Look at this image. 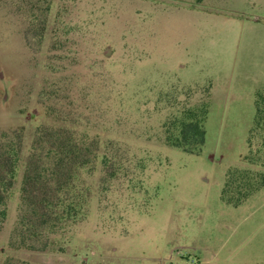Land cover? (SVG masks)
<instances>
[{"label":"rangeland","instance_id":"1","mask_svg":"<svg viewBox=\"0 0 264 264\" xmlns=\"http://www.w3.org/2000/svg\"><path fill=\"white\" fill-rule=\"evenodd\" d=\"M202 107V147L173 146ZM15 131L0 264H264V0H0V136ZM68 139L82 157L27 184L32 218V154ZM75 194L74 222L43 217Z\"/></svg>","mask_w":264,"mask_h":264},{"label":"trees","instance_id":"2","mask_svg":"<svg viewBox=\"0 0 264 264\" xmlns=\"http://www.w3.org/2000/svg\"><path fill=\"white\" fill-rule=\"evenodd\" d=\"M195 109H188L184 112L183 118L176 119L177 122H174L180 130L177 136L171 138V143L173 146L187 151H192L193 149L200 148L205 142V123L209 114V107L200 108V115L197 117ZM43 131L39 133L40 139L43 138ZM20 137L18 132L13 133H3L0 136V231L3 224L8 219L9 211V202L12 199L13 192L15 189V181L18 177V168L21 162V148L18 141ZM76 140L68 139L65 144L48 146L42 150L38 156L32 154L29 168L24 174L23 184L21 186V202L19 203L18 208L20 210L23 208L25 202H30V209L32 208L29 215L33 217L39 216L41 213L40 206L37 201H34L33 198L27 197L24 193L26 192L27 184L35 179H44L48 177H56L59 172L64 169L66 162L70 159L75 160V157H82L81 146L75 142ZM37 142V141H36ZM37 143L33 145L34 149H37ZM76 151V152H75ZM75 152V153H74ZM33 153V152H32ZM38 162L35 164V161ZM106 157L103 161L106 162ZM75 168L81 169L84 166H89L92 164L89 161L79 162L76 160L74 162ZM107 162L106 164H108ZM32 165H38V167L33 168ZM63 192L66 189L72 194L75 193V186H70L67 182H61L59 185ZM64 189V190H63ZM66 193V192H65ZM64 196V195H63ZM30 200V201H29ZM76 194L74 198L70 196L68 199L65 197L58 198L55 200V203L48 202L46 213L43 217L49 219L52 223L64 222L67 220L75 221L82 213L81 207L75 204ZM30 216V217H31ZM26 216V219H28ZM30 218V219H32ZM20 220L16 223L14 228V234L18 230L19 224H26L29 222ZM54 221V222H53ZM13 234V235H14ZM33 249V248H32ZM4 264H33L28 261H15L11 258H6Z\"/></svg>","mask_w":264,"mask_h":264}]
</instances>
